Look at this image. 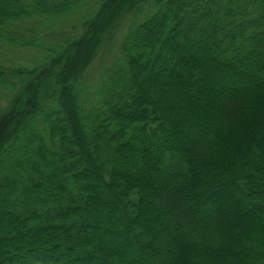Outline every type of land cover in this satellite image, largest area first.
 <instances>
[{
	"label": "trees",
	"instance_id": "trees-1",
	"mask_svg": "<svg viewBox=\"0 0 264 264\" xmlns=\"http://www.w3.org/2000/svg\"><path fill=\"white\" fill-rule=\"evenodd\" d=\"M20 46L36 61L7 65ZM246 89L244 109L220 100ZM262 166L264 0H0V264H204L200 249L264 245ZM97 189L117 208L104 220Z\"/></svg>",
	"mask_w": 264,
	"mask_h": 264
},
{
	"label": "rangeland",
	"instance_id": "rangeland-1",
	"mask_svg": "<svg viewBox=\"0 0 264 264\" xmlns=\"http://www.w3.org/2000/svg\"><path fill=\"white\" fill-rule=\"evenodd\" d=\"M151 2L153 0H150ZM98 2L95 1L91 8L94 9L97 7ZM148 4V3H147ZM79 17L76 18V20H78ZM131 15H125L123 17V19L121 20V25L119 27L118 32L116 33V37H114L112 39L113 44H105L102 49H100L98 56L95 58V60L93 61L92 65L89 67V69L84 73L83 75V85L84 86H88L89 88L85 87L88 89L89 92H91L97 85H99L100 83V78H101V66H109L111 65V63L113 62V58L118 54V44L119 41L122 37L123 32L125 31V28L129 25V21H130ZM73 24V21H65L62 22H53L52 21V25H53V29L55 32L57 33H62L63 31H65L66 33L69 32V30H71V26ZM55 38V37H54ZM52 39V38H51ZM45 42H43L44 44H50V42H46V40L44 39ZM38 57V51L34 50V49H25V47H17V49H14L11 52L7 53V56L5 58V61L7 63V65H14L18 68H21V66H30L32 63H34L36 61V58ZM1 62H4L3 60ZM5 63V62H4ZM153 86V85H152ZM149 88V87H148ZM153 87L149 88L151 90V93H149L148 91V95H150L151 97H153V99L155 100H159L160 95L156 94V92L154 93V88ZM218 91H221V88L218 89ZM52 88H47L46 92L44 94H46V96H44L42 103H41V108L42 107H47L48 105L50 106L53 105V101L55 100V95H53L52 93ZM154 93V95L152 94ZM236 93V94H235ZM235 93H230L223 91V93L221 94V98L220 100L222 101V98H226V99H232V100H236L237 97H240L239 99L241 101H238L240 103V105H242V108L244 109L243 103L244 101H247L248 96H254L257 91H252V90H245V93L247 94V96H243V95H239L236 96L238 92ZM155 96V97H154ZM257 97V96H256ZM168 101V105H171V101ZM164 102V99L161 101ZM166 105V103H165ZM260 106V105H259ZM67 145H71L70 143H68ZM205 147H203V151H208L209 147L207 145H204ZM234 161L232 160V163ZM206 164L204 163H200V165L198 166L200 168L205 166ZM214 166V165H212ZM218 169H223V168H218ZM262 169H264V166H262ZM219 170V171H220ZM225 179L228 180V177H222L220 175V173L215 172V175H210V182L211 184L216 183L219 184L221 182H223ZM99 190L102 195L104 196V199L106 200V204L103 202V210L99 211V215L101 217V220H104V215L107 216H113L115 214V212H117V208L115 203H109V197H108V193L102 189H97ZM105 204V205H104ZM112 204L111 208L110 206L107 207V205ZM108 208V209H105ZM114 213H113V212ZM103 215V216H102ZM231 237V236H228ZM98 238H102V239H107L109 240L112 244H116V249L118 248V251L116 253L117 254H121L123 251V249H125L126 247L123 245L125 244H120L121 242V236H113L112 233L110 234H106V233H100V236H98ZM124 238V237H123ZM126 242V241H125ZM244 246V247H243ZM234 248V249H233ZM238 250H237V249ZM236 249V250H235ZM249 251L251 254H253L252 259L250 258V263H256L258 261H264V254L263 253H259L261 255V257H258L259 255L256 253L257 251H264V245H261L260 243H257V241L255 240H244V243L242 242L241 244L239 243H234V244H229V245H225L222 250L218 253H212L209 252L208 250H198V257L200 258L199 260H201L204 264H221L222 260L226 261L228 264H238V261L240 262L242 259L245 258V253L246 251ZM128 251H130L128 249ZM233 251V252H232ZM237 253V255H236ZM258 257V258H256Z\"/></svg>",
	"mask_w": 264,
	"mask_h": 264
}]
</instances>
